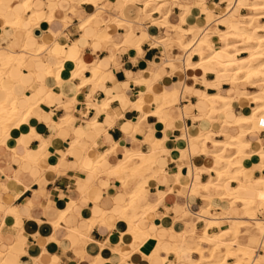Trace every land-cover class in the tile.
Returning a JSON list of instances; mask_svg holds the SVG:
<instances>
[{"label": "crops", "instance_id": "obj_1", "mask_svg": "<svg viewBox=\"0 0 264 264\" xmlns=\"http://www.w3.org/2000/svg\"><path fill=\"white\" fill-rule=\"evenodd\" d=\"M3 1L0 70L12 53L25 55L26 60L23 67H9L8 79L0 86L19 97L18 106L30 116L19 138L0 132V139L10 147L0 142V264H178L172 246L180 242L182 234L193 241V233L206 228L204 210L210 202L191 195L195 176L199 169L216 165L202 153L201 145L191 140L209 130L216 133L222 129L234 136L240 129L228 126L225 120L229 117L224 113L208 117L210 106L202 93L214 94L218 89L203 81H213L215 75H205L199 69L187 71L185 61L178 62L174 57L187 56V51L175 44L160 48V40L183 36L189 41L194 36L188 34L189 29L197 27V31L200 26L196 23H205L209 10L213 13L204 24L206 31L213 24L226 29V0H178L170 11L163 8V13L169 11L163 16L159 11L151 15L145 12V0H35L41 12L40 23L32 25L30 14H25L23 27L5 25L2 17H13L21 1ZM235 12L244 15L248 11ZM157 19L161 25L154 23ZM173 25L179 27L178 32ZM105 31L112 34L111 40L103 39ZM44 43L45 52H33ZM214 45L220 46L219 41ZM53 51L77 56L86 70L73 77V70L66 69L61 81L47 76L46 63L58 61L51 57ZM192 60L198 61L199 56L194 55ZM94 66L102 70L101 81L82 86L83 79L92 76ZM154 75L160 79L152 84L151 91L146 84L136 82L153 79ZM245 87L255 90L250 84ZM166 88H177L178 100L156 114L164 105L160 94ZM234 89L235 85L223 82L219 92L233 97ZM140 102H144L143 111L137 106ZM249 106L254 103L243 98L234 103L237 114H244ZM69 116L73 121L64 123ZM253 126L247 139L255 143V148H264V130L259 124ZM27 136L32 137L29 144L20 147L18 153L12 151L17 141ZM211 137L225 140L228 136ZM76 141L85 148H73ZM206 145L210 151L216 149L211 139ZM130 152L161 154L144 186L156 208L139 219V225L156 237L150 252L144 245L152 239L135 235L134 223L122 218L134 193L127 192L128 179L119 180L110 173ZM102 155L105 157L96 168L95 161ZM246 160L249 167L259 163L256 156ZM257 176H264V168L255 169L252 179ZM211 177L216 176L201 170L198 179L205 182ZM247 179L244 176L242 181ZM238 185L237 181L226 182L229 190ZM160 191L165 192L162 197H158ZM214 200L210 219L220 212L242 214L239 205ZM149 201L145 193L140 194L142 207ZM259 211L264 216V205ZM208 231L215 234L219 229L209 227ZM242 237L248 239L245 243L250 242L249 236ZM259 253L264 261L261 246ZM196 255L184 251L182 259L187 262L198 258Z\"/></svg>", "mask_w": 264, "mask_h": 264}, {"label": "bare ground", "instance_id": "obj_2", "mask_svg": "<svg viewBox=\"0 0 264 264\" xmlns=\"http://www.w3.org/2000/svg\"><path fill=\"white\" fill-rule=\"evenodd\" d=\"M20 1V9L13 10V17L2 15L5 25L23 27L25 14H30L28 20L32 22V25L35 23L39 25L41 12L39 7L35 5V0ZM139 1L141 2L142 0H124L125 3ZM175 1L178 0H145L143 2L144 11L149 13V15H151L152 11H159L163 16L169 13ZM3 2V0H0V7H2L1 4ZM226 5L229 16V23L226 29L222 30L217 24H213L209 26L202 36H199L195 33L197 27H191L188 34H194V36L189 41L184 40L183 36L178 39L169 36L160 40V48L175 44L183 51H187V56L181 54L174 56L178 62L185 61L187 71L199 69L205 75L208 73L215 75L213 81H203L206 86H213L218 89L214 94L202 93V97L210 106L208 117L212 119L214 115L224 113L229 117V119L225 120V123L232 127L233 130L240 129V133L234 136L226 134L222 129L216 133L209 130V132L203 133L196 138L193 137L194 139L191 140L192 143L201 145L202 153L209 155L210 159L216 163L211 168L199 169V172L203 170L209 174L214 173L216 177L200 182L198 179L199 172L195 176L196 185L191 189V195H199L205 201L210 202L209 207L207 206L204 210L207 214V216L203 217L206 222V228L202 232L195 231L193 233L195 236L193 241L188 239L186 233L182 234L180 242L172 246V253L175 254L178 264H264L262 255L259 253L260 247L256 246V243L261 241L260 246L264 250V220L258 219L257 214L255 216V213L261 210L264 205V176H257L256 179H252L255 169L264 168V148L261 145L255 148V143L247 139V135L254 131L253 125L259 124L260 117L264 116V0H226ZM164 7H169V11L163 13ZM240 9H245L248 12L244 15H237L235 11ZM211 13L213 11L209 10L207 19L211 17ZM207 19L203 24L196 23L197 26H204L208 21ZM199 22L201 23V20ZM154 23L161 25L158 19ZM172 28L176 32L179 31L177 25H173ZM102 36L105 40L112 39V34L108 31H105ZM217 40L220 46L214 45ZM29 51H33V49ZM45 51L46 43L33 52L42 54ZM51 55V57L58 58V61L55 64L46 63L45 74L49 77H55L58 81L62 80V74L66 69H72L73 77H78L87 68L81 59L70 52L62 56L53 51ZM194 55L199 56L198 61L192 60ZM25 60V55L10 54L5 62V68L0 70V85L5 79H8L9 67H23ZM162 61H166V56ZM91 70L92 76L85 77L81 84L82 86L97 85L101 81L102 70L97 66H94ZM154 76L152 77L153 79L136 82L146 84L148 90L151 91L152 84L160 79L156 75ZM223 82L235 85V96L230 97L219 92L220 84ZM246 84L252 85L255 90H247ZM179 93L177 88H166L160 94L164 99V105L158 108L156 114L163 112L166 105L177 101ZM18 98L14 97L11 91H5L0 86V132L2 131L4 135L10 134L15 138H19L20 129L28 122L30 116L18 106ZM242 98L246 99L249 104L254 103V106L246 108L244 114H237L234 103ZM143 103L140 102L137 105L142 111ZM72 117H66L63 122L71 123L73 121ZM211 135H227L228 137H225V140H218L217 138H212ZM31 139V136L22 137L12 147V151L18 153L19 148L28 145ZM208 139H211L212 145L216 148L215 150L210 151L208 149L206 145V140ZM0 142L10 149L4 139H0ZM72 147L84 149L85 145L76 141L72 144ZM253 156L258 158L259 163L249 167L245 161ZM104 157L102 155L96 159V168L101 165ZM160 157V153L130 152L125 155L118 167L110 171L116 179H128V181L126 180L127 192L134 193L131 194V201L124 207L122 218L134 223L133 230L135 235H140L145 240L152 239L148 245H144L148 252L155 245L156 237L153 236L152 238L149 231L139 225V219L156 208V205L150 199V194L145 192L144 186L150 178L149 171L159 163ZM244 176L248 177L247 182L242 181ZM232 181H237L239 185L237 188L229 190L226 182ZM141 193H145L150 200L144 207L138 202ZM164 193L160 191L158 197H162ZM216 198L228 201L231 206L239 205V210L245 213V218L237 219L226 215L227 213L230 214L229 212H220L210 219L211 202ZM209 227H217L219 232L210 234L208 231ZM261 231L263 232L260 235ZM239 234L249 236L250 242L242 243ZM188 243H191L192 246H188ZM184 251L197 254L198 258H192L185 262L182 259ZM1 257L2 254L0 252V261ZM228 259H233V262H227Z\"/></svg>", "mask_w": 264, "mask_h": 264}, {"label": "rangeland", "instance_id": "obj_3", "mask_svg": "<svg viewBox=\"0 0 264 264\" xmlns=\"http://www.w3.org/2000/svg\"><path fill=\"white\" fill-rule=\"evenodd\" d=\"M232 1H234V0H232ZM76 2H78V0L76 1ZM221 13V15L224 13V11L222 10V12H220ZM246 13V12H245ZM217 16H220V15H217ZM216 16V21L218 20V17ZM206 32V29H205V25L204 26H201V27H199L198 29H197V31L195 32L196 33V35H199V36H202L204 33ZM174 47V46H173ZM173 47H171V48H173ZM174 52V51H173ZM175 52H177V50L175 51ZM0 67H1V65H0ZM175 105V104H174ZM174 105H172V106H174ZM216 210H214V212H215ZM220 212V211H219ZM215 213H217V212H215ZM261 212L259 211L258 213L256 212L255 213V216H256V214H257V217H259V218H261V219H264V216H262L261 214H260ZM214 214V213H213ZM226 215H228V214H226ZM245 216V213H243L242 212V214H237V213H235V212H232L231 213V216H234V217H239V216ZM261 216V217H260ZM198 218H199V215H198ZM226 226V225H225ZM214 231H216V230H213V231H211V232H214ZM262 232L263 231H261L259 234L261 235L262 234ZM242 234H239V236H241ZM241 241L242 242H248V239L246 238V239H244L242 236H241ZM258 243V242H257ZM256 243V246L257 247H260V243H261V241H259V243L257 244ZM194 257H197V255L196 256H194ZM232 260V259H231ZM252 260V259H251Z\"/></svg>", "mask_w": 264, "mask_h": 264}, {"label": "built area", "instance_id": "obj_4", "mask_svg": "<svg viewBox=\"0 0 264 264\" xmlns=\"http://www.w3.org/2000/svg\"><path fill=\"white\" fill-rule=\"evenodd\" d=\"M259 126L262 128V130H264V116L260 117Z\"/></svg>", "mask_w": 264, "mask_h": 264}]
</instances>
